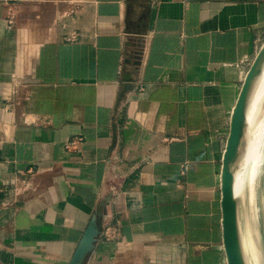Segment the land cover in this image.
Segmentation results:
<instances>
[{
  "label": "crops",
  "instance_id": "crops-1",
  "mask_svg": "<svg viewBox=\"0 0 264 264\" xmlns=\"http://www.w3.org/2000/svg\"><path fill=\"white\" fill-rule=\"evenodd\" d=\"M263 46L264 0H0V264H69L107 198L84 264H228L223 159Z\"/></svg>",
  "mask_w": 264,
  "mask_h": 264
},
{
  "label": "water",
  "instance_id": "water-1",
  "mask_svg": "<svg viewBox=\"0 0 264 264\" xmlns=\"http://www.w3.org/2000/svg\"><path fill=\"white\" fill-rule=\"evenodd\" d=\"M264 69V46L255 58L243 84L238 102L234 108L230 135L223 159L221 175L223 236L228 264H247L243 230L240 220V199L235 193L236 171L238 165L239 144L244 127V110L252 94L256 81ZM264 102L259 108L262 113ZM109 198L101 203L96 214L90 221L84 235L76 248L69 264H84L88 255L94 250L96 240L100 234L104 207Z\"/></svg>",
  "mask_w": 264,
  "mask_h": 264
},
{
  "label": "bare ground",
  "instance_id": "bare-ground-1",
  "mask_svg": "<svg viewBox=\"0 0 264 264\" xmlns=\"http://www.w3.org/2000/svg\"><path fill=\"white\" fill-rule=\"evenodd\" d=\"M263 102L264 69L256 81L244 110V127L239 144L236 171L235 193L242 202L244 219L246 217V231L245 224L242 230L247 264H263L259 244V225L262 213L260 181L264 161V114L261 115L260 120L258 119L259 108ZM257 119L259 121L256 124Z\"/></svg>",
  "mask_w": 264,
  "mask_h": 264
},
{
  "label": "rangeland",
  "instance_id": "rangeland-1",
  "mask_svg": "<svg viewBox=\"0 0 264 264\" xmlns=\"http://www.w3.org/2000/svg\"><path fill=\"white\" fill-rule=\"evenodd\" d=\"M264 114V108L262 110V113L259 114L258 119L261 117V115ZM256 121V124L258 123V120ZM256 125H254L255 127ZM254 129V128H253ZM264 161H263V166H262V175H261V206H262V213H261V220H260V225H259V244H260V252H261V262L264 264ZM245 209L247 210L248 205L247 202L245 204ZM246 219V217H245ZM244 219V211L242 209V202L240 201V220H241V226L242 229L244 227L245 224V231H246V220ZM244 221V222H243Z\"/></svg>",
  "mask_w": 264,
  "mask_h": 264
},
{
  "label": "built area",
  "instance_id": "built-area-1",
  "mask_svg": "<svg viewBox=\"0 0 264 264\" xmlns=\"http://www.w3.org/2000/svg\"><path fill=\"white\" fill-rule=\"evenodd\" d=\"M10 23H13V21L11 20ZM80 140H81V139H80ZM80 140H75V141L73 140L71 143H69L68 147H73V148H74V146H76L77 143L80 142ZM184 168H185V169H188V168H189V164L186 163V164L184 165Z\"/></svg>",
  "mask_w": 264,
  "mask_h": 264
}]
</instances>
